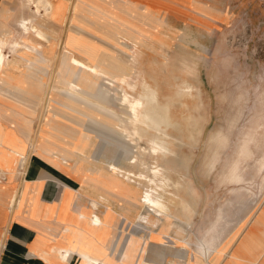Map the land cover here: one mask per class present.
<instances>
[{"label":"bare ground","instance_id":"bare-ground-1","mask_svg":"<svg viewBox=\"0 0 264 264\" xmlns=\"http://www.w3.org/2000/svg\"><path fill=\"white\" fill-rule=\"evenodd\" d=\"M131 3L130 0H73L69 14H65L63 27L68 31L64 38V30L59 31L56 26L46 30L35 21L37 17H55L57 0H27L32 17L21 20L17 30L5 28L0 32V153L5 155L0 157V166L15 167L7 176L0 173V193L13 187L5 196L6 208L0 209V222L12 210L16 212L15 218L25 205L28 183L22 192L25 199L21 200L17 197L15 179L18 176L25 179V167L33 155L82 181H100L104 189L118 195V215L124 220L116 228L113 252L105 249L97 257L78 252L81 264H128L125 251L133 234L130 228L136 220L145 224L142 228L147 234L140 237L144 243L137 257L131 259L133 264H167L163 250L175 251L176 261L169 264H219L252 215L263 207V196L245 215L244 223L239 227L242 220L239 221L226 236L224 228H218L208 233L206 243L195 247L187 239L185 226H190V221L181 212L192 213V200L177 193L194 187L183 175L174 179V169L162 162L180 158L178 144L184 143L185 130L198 122L190 111L191 103L201 95L196 96L194 81L188 77L193 72L188 62L183 63L182 74L168 82L160 77L161 69L168 66L167 47L171 45L160 38L156 28L168 24L156 18L153 21L148 8L144 14L149 20L141 21L142 15L130 11ZM57 46L61 47L59 52L55 51ZM164 87H169L170 92L164 93ZM178 109L187 113L185 124L173 115ZM77 128L83 130L87 140L83 148L75 141ZM193 130L189 129V138H195ZM14 135L30 139L33 153L28 155L8 145L14 144L11 140ZM257 135L254 129L238 144L236 156L222 179L233 187L238 202L250 199L256 188L264 194V154L255 172L261 183L255 185L253 180L246 179L244 172L252 153L250 143ZM103 144L108 153L105 156L100 155ZM119 148L124 149L122 159L114 156ZM183 159L188 158L183 156ZM134 168L138 171L134 172ZM140 188L145 189L139 197ZM175 205L181 212H173ZM225 216L223 213L218 218L220 227ZM94 217L98 221L94 224L104 228V221ZM162 220L159 233L152 235L150 227L161 224ZM176 225L179 240L169 243L167 234ZM150 244L157 248L151 260L147 251ZM74 253L75 250L53 248L43 258L49 261L51 256L68 263Z\"/></svg>","mask_w":264,"mask_h":264},{"label":"rangeland","instance_id":"rangeland-1","mask_svg":"<svg viewBox=\"0 0 264 264\" xmlns=\"http://www.w3.org/2000/svg\"><path fill=\"white\" fill-rule=\"evenodd\" d=\"M130 1L132 2L130 11L142 15L141 21L149 20L144 14L148 8L153 14V21L158 19L168 24L167 27L159 25L156 28L160 32V38L171 45L167 47L170 52L168 66L161 69L160 77L165 83L168 82L174 76L181 75L184 70L183 63L188 62L193 71L188 77L194 81L196 96L201 95L199 100L191 103L190 111L195 114L198 122L185 130L183 135L185 141L179 143L177 147L180 158L162 162L174 169L172 172L174 179L183 175V178L189 180L194 187L192 190H181L177 193L183 199L192 200V213L188 215L181 212L178 205L173 206L172 210L180 211L185 220L190 221V226L186 225V228H183L187 231V239H191L195 247L201 242L204 243L208 239V233L214 229L224 228L226 236L242 220L240 227L245 221V215L254 208L257 199L263 196L264 201V194L262 195L256 188L250 199L238 202L233 187L222 181L229 162L236 156L238 144L246 134L257 129L258 135L250 143L252 153L244 172L246 179L253 180L252 183L255 185L261 183L260 176H256L255 172L256 165L264 154V0H189L190 3L187 4L181 0ZM72 4L73 0L68 5V14ZM41 24L46 30L49 29L46 20H41ZM173 28L178 31H172ZM62 30L65 38L68 31L66 26ZM60 48L57 46L55 51L59 52ZM169 92L170 88L166 87L164 93ZM185 113V110L182 112L178 109L173 115L175 118L179 117L185 124L187 114ZM189 129H194L192 132L195 138H189ZM198 130L200 133L197 134ZM75 131L78 137L75 141H78L79 148H83L87 141L83 136V130L77 128ZM11 140L14 144L10 142L8 145L15 146L17 150L28 155L33 153L30 139L25 140L22 136L14 135ZM101 149V156L108 155L105 152V144ZM123 155L124 149L119 148L114 156L122 159ZM4 156L0 153L1 158ZM183 156H187L188 159L184 160ZM214 161L216 163L213 164ZM13 168L3 164L0 166V173L7 176L11 174ZM132 170L138 171L136 168ZM11 178L14 180L13 176ZM23 179L20 176L15 179L19 191L17 197L20 196L21 200L25 199L22 192L26 181ZM20 180H23V183ZM144 189L140 188L139 197L142 196ZM193 194L197 195L193 198ZM143 211L140 210L141 213ZM11 213L14 219L16 212L12 210ZM223 213L226 219L222 220L220 227L218 218ZM176 222L183 225L180 220ZM133 223L135 225L130 229L134 235L131 234L127 241L125 251L128 252L126 260L128 264H133L134 261L131 259L137 257L138 249L144 243L140 237L147 234V230L142 228L145 224L141 225L139 220ZM163 223L162 220L161 224L150 227L152 235L159 233ZM146 227L150 229L148 225ZM172 227L167 237L169 243H176L180 236L176 230L177 225ZM152 243L159 244L156 241ZM228 245L229 242L225 247ZM156 249L152 244L148 246V258L156 255ZM228 251L229 249L223 257ZM164 253L168 260L167 264L176 261L173 258L175 251Z\"/></svg>","mask_w":264,"mask_h":264},{"label":"crops","instance_id":"crops-1","mask_svg":"<svg viewBox=\"0 0 264 264\" xmlns=\"http://www.w3.org/2000/svg\"><path fill=\"white\" fill-rule=\"evenodd\" d=\"M70 1L57 0L55 17L42 16L35 21L41 24V20H46L49 27L61 30ZM27 5V0H0V32L4 28L17 30L21 20L32 17ZM25 171L28 183L25 205L14 219L7 212L0 222V264H81L78 252H89L96 257L105 249L113 252L116 228L122 219L118 215L117 194L104 189L100 181H82L37 156H30ZM12 189L0 193V209L6 208L5 196ZM131 215L134 220L136 214ZM94 216L104 221V228L94 224ZM53 248L76 253L68 263L51 256L46 261L43 257ZM219 264H264V205Z\"/></svg>","mask_w":264,"mask_h":264},{"label":"clouds","instance_id":"clouds-1","mask_svg":"<svg viewBox=\"0 0 264 264\" xmlns=\"http://www.w3.org/2000/svg\"><path fill=\"white\" fill-rule=\"evenodd\" d=\"M93 222L96 223V222H98V221H95V220H94Z\"/></svg>","mask_w":264,"mask_h":264}]
</instances>
